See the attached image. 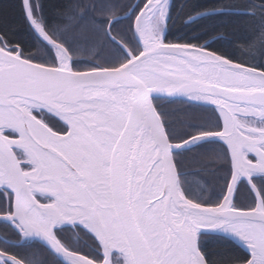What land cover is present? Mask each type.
Listing matches in <instances>:
<instances>
[{"label":"snow or ice","instance_id":"snow-or-ice-1","mask_svg":"<svg viewBox=\"0 0 264 264\" xmlns=\"http://www.w3.org/2000/svg\"><path fill=\"white\" fill-rule=\"evenodd\" d=\"M20 3L45 55L0 28V264H46L20 251L35 241L53 264H264V0H137L122 15L118 0H74L52 20L42 0ZM177 19L193 35L170 40ZM177 101L222 127L173 119ZM214 143L228 162L218 202L183 167ZM241 185L254 206L234 203Z\"/></svg>","mask_w":264,"mask_h":264},{"label":"trees","instance_id":"trees-1","mask_svg":"<svg viewBox=\"0 0 264 264\" xmlns=\"http://www.w3.org/2000/svg\"><path fill=\"white\" fill-rule=\"evenodd\" d=\"M136 0H118L121 8L118 10L117 15H122L127 9L124 5H132ZM74 0H42L44 5V13L49 17L50 20L55 19L56 11L58 8L65 5H70ZM89 2V0H84ZM176 5L182 3V0H173ZM200 3H206L207 0H199ZM234 2L243 4L245 0H234ZM99 15V12L97 13ZM22 11L20 0H0V28L5 29L9 32V35L14 37L18 42L22 41L25 50L31 51L36 55L44 57L45 52L42 46L34 40L27 32L26 27L23 25ZM243 18H237L238 34L241 37H246L249 34V30L246 25L242 22ZM130 23L128 20H123L118 28H126ZM193 33L188 32L179 19L176 23L171 26V34L169 35L170 40H176L180 36H191ZM204 37H200L199 42H203ZM195 42V41H193ZM213 47L218 50H223L222 44L213 43ZM108 51L102 50L100 55H94L89 51H81L77 54L76 59L79 63L76 65L78 70L88 69L94 64L106 63V57ZM40 62H50V58L46 60L41 59ZM168 108L172 111L173 119H184L189 122L195 123H207L209 118L215 124L219 123L222 127L221 120L217 121V115H213L211 110H205L200 108H193L185 103L177 101L174 104L168 105ZM186 126V125H184ZM219 130V129H216ZM183 167L189 171H200L202 175L208 176L210 182L207 184V191L204 193L206 199H211L212 202H218L222 200V195L226 193V177L228 175V162L225 155V151L220 143H214L198 147L193 149L191 152L184 154ZM39 199V198H38ZM255 201L254 195L244 185L240 186V190L235 195L234 203L239 207H250L253 206ZM0 234L7 235L4 226L0 225ZM79 234H73V239H77ZM15 239V237H13ZM2 246V244H0ZM81 246H83V240H81ZM213 255L217 257L227 258L230 255L236 253L230 249L228 245H221L213 243L210 246ZM85 248V252H87ZM20 251L26 254H35L38 259L45 260L46 264H53V257L42 244L33 242L30 246L21 248Z\"/></svg>","mask_w":264,"mask_h":264},{"label":"water","instance_id":"water-1","mask_svg":"<svg viewBox=\"0 0 264 264\" xmlns=\"http://www.w3.org/2000/svg\"><path fill=\"white\" fill-rule=\"evenodd\" d=\"M135 3H137V0L135 1ZM135 3H134V4H135ZM80 70H87V69H80ZM221 123H222V120H221ZM234 200H235V196H234ZM41 202H42V201H41ZM255 202H256V201H254V204H255ZM42 203H44V202H42ZM254 204H253V206H254ZM250 207H252V206H250ZM245 208H247V207H245ZM36 242L42 244V243L39 242V241H36ZM45 248H46V247H45Z\"/></svg>","mask_w":264,"mask_h":264},{"label":"flooded vegetation","instance_id":"flooded-vegetation-1","mask_svg":"<svg viewBox=\"0 0 264 264\" xmlns=\"http://www.w3.org/2000/svg\"><path fill=\"white\" fill-rule=\"evenodd\" d=\"M38 198H39V197H38ZM41 201H42V202H46V201H45V200H43V199H42Z\"/></svg>","mask_w":264,"mask_h":264}]
</instances>
